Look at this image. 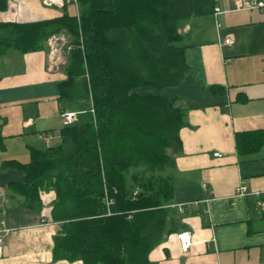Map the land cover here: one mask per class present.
<instances>
[{
    "label": "trees",
    "instance_id": "1",
    "mask_svg": "<svg viewBox=\"0 0 264 264\" xmlns=\"http://www.w3.org/2000/svg\"><path fill=\"white\" fill-rule=\"evenodd\" d=\"M78 2L79 18L64 13L29 23L0 20V54L41 51L50 36L70 35L60 99L92 103L85 121L61 129L58 146L31 148L28 162L5 160L1 168L25 173L23 183L10 187L28 206L40 204L43 190L55 192L51 217L61 230L54 260L152 264L151 251L173 229L174 185L164 171L180 150L185 114L175 99L150 91L183 82L189 66L182 28L192 18L213 16L218 2ZM263 145V131L236 135L241 156ZM106 196L113 200L110 215Z\"/></svg>",
    "mask_w": 264,
    "mask_h": 264
},
{
    "label": "crops",
    "instance_id": "2",
    "mask_svg": "<svg viewBox=\"0 0 264 264\" xmlns=\"http://www.w3.org/2000/svg\"><path fill=\"white\" fill-rule=\"evenodd\" d=\"M236 1L219 2L223 10L232 9L219 15V28L213 16L192 18L183 26L185 79L150 91L175 99L185 114L180 150L164 171L174 185L171 205L184 204L183 211L170 206L173 229L151 251L152 264H264V145L245 156L236 146L237 133H264V11L235 10ZM64 13L74 14L75 8L0 0L3 22L50 20ZM228 37L233 45L224 44ZM49 56L47 41L41 51L0 54V137L5 144L0 149V222L9 230L1 236L0 264H83L53 258L54 237L61 230L51 217L55 192L43 190L40 204L28 206L10 187L23 183L25 173L1 168L5 160L28 162L31 148L58 146L67 126L61 112L77 113L78 119L80 110L60 99L68 52L53 67ZM242 184L248 195L236 196ZM182 232L192 234L186 253L177 237Z\"/></svg>",
    "mask_w": 264,
    "mask_h": 264
},
{
    "label": "built area",
    "instance_id": "3",
    "mask_svg": "<svg viewBox=\"0 0 264 264\" xmlns=\"http://www.w3.org/2000/svg\"><path fill=\"white\" fill-rule=\"evenodd\" d=\"M218 4L216 5L213 13V18L215 19L216 26L219 28L221 23L219 22V15L223 13H228L232 11V9H222L219 5L221 0H216ZM43 4L47 7H57L64 9L66 7L73 6L75 8V14L79 18L80 10H79V2L78 0H42ZM235 10H262L264 11V0H237L236 1V8ZM47 43L50 47V56L49 62L50 67L56 65L57 62H62V55L64 50L68 53L71 51L72 46L70 45V35L61 34V35H52L47 39ZM224 44L226 45H233L234 39L228 37L224 40ZM61 117L65 125H71L77 121V113L71 112H61ZM43 138H46L42 135ZM215 155H219L216 153ZM136 195V193H135ZM248 195L247 186L242 184L238 187L236 191V196H245ZM107 207H108V215H110V206L113 204V200L106 196L105 198ZM264 206V203H262ZM171 207L179 208L180 211H183L184 204H177V205H170ZM4 224L0 222V244L3 243L1 236L3 233L8 232V229L3 228ZM178 239L180 240L181 249L184 253L188 252L190 247L192 246V234L190 232H182L177 235Z\"/></svg>",
    "mask_w": 264,
    "mask_h": 264
},
{
    "label": "rangeland",
    "instance_id": "4",
    "mask_svg": "<svg viewBox=\"0 0 264 264\" xmlns=\"http://www.w3.org/2000/svg\"><path fill=\"white\" fill-rule=\"evenodd\" d=\"M67 63V62H66ZM67 103H73L72 105H73V108L75 107L76 109H78V110H80V112H78V114H79V116H78V119H77V121L76 122H78V121H81V122H83V121H85V112H86V110H88L89 109V107H88V101L87 100H76V102L75 101H68V100H63L62 101V104H67ZM61 104V105H62Z\"/></svg>",
    "mask_w": 264,
    "mask_h": 264
}]
</instances>
